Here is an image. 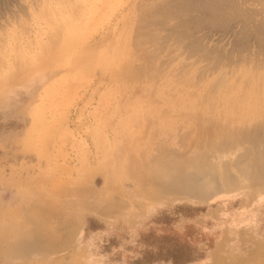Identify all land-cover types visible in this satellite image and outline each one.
<instances>
[{
	"label": "rangeland",
	"instance_id": "obj_1",
	"mask_svg": "<svg viewBox=\"0 0 264 264\" xmlns=\"http://www.w3.org/2000/svg\"><path fill=\"white\" fill-rule=\"evenodd\" d=\"M263 150L264 0H0V264H264Z\"/></svg>",
	"mask_w": 264,
	"mask_h": 264
},
{
	"label": "bare ground",
	"instance_id": "obj_2",
	"mask_svg": "<svg viewBox=\"0 0 264 264\" xmlns=\"http://www.w3.org/2000/svg\"><path fill=\"white\" fill-rule=\"evenodd\" d=\"M219 1V0H218ZM224 1H226V0H223V2ZM228 1V0H227ZM233 2V1H232ZM226 3V2H225ZM234 4V3H233ZM221 5H224V3L222 4H220V2L219 3H216L215 4V7L217 8V10H219V11H221L220 13H224V11H223V9L222 10H220L221 8H224L225 7V9H226V7L227 6H224V7H222ZM231 5V4H230ZM221 7V8H220ZM215 8V9H216ZM218 8H220V9H218ZM212 11H213V9H212ZM223 11V12H222ZM228 11V10H227ZM222 15H224V17H225V14H222ZM263 122V121H262ZM213 126V125H212ZM232 130H228L226 133H225V131L223 130V132L225 133H221V134H223L222 136L223 137H226V136H228V138L229 137H231V132ZM253 131V130H252ZM234 132H236V131H234ZM237 132H239V131H237ZM244 131H242V133H243ZM247 132L248 131H246L245 133L247 134ZM250 133H251V131H250ZM245 134V135H246ZM233 135H234V133H233ZM248 135V134H247ZM246 135V136H247ZM250 135V134H249ZM252 135V134H251ZM248 137V136H247ZM250 137V136H249ZM256 137V136H255ZM255 137H250L251 139H255ZM232 138H234V137H232ZM237 138V137H236ZM260 138V137H259ZM250 140V139H249ZM248 140V141H249ZM263 140V139H262ZM229 141V140H228ZM227 141V142H228ZM230 141H232V140H230ZM236 141V140H235ZM252 141H254V140H252ZM230 143V142H229ZM254 143H255V141H254ZM224 146V145H223ZM228 146V145H227ZM221 147V146H220ZM225 147H226V145H225ZM258 148V147H257ZM263 149V148H262ZM251 151V150H250ZM223 152V151H222ZM263 152H264V150H263ZM261 153L260 154V156H259V158L257 159V164H256V166H257V168L258 169H260V168H263L264 167V153ZM204 153H205V151H204ZM251 153V152H250ZM247 154V153H246ZM199 155V154H198ZM200 155H202V154H200ZM204 155V154H203ZM259 155V154H258ZM247 156V155H246ZM257 156V155H256ZM198 157V156H197ZM249 158V157H248ZM195 160V159H194ZM247 161V160H246ZM201 162H202V164L203 163H207V160H206V162H204V161H200L199 160V162L197 161H194V162H189V164H188V168H189V170H190V172L189 173H186V174H184L183 173V171H185V170H183L182 171V169H180V168H182V167H179V166H175L174 164H172L171 162H169L168 161V157L166 158V155H162V159H160V163H159V165H160V168H161V173H160V176L163 178V176L167 173V172H169V173H173L174 175H173V177H172V179L170 180V181H162L161 180V182L160 183H163V184H165V187H169V188H171V187H173V188H175V187H178V188H180L181 190H183L184 192L186 191L187 193H190V194H199V197L201 196V194L200 193H203V192H201V191H203V190H206L207 188H211L212 187V184L213 183H215L214 182V180H211L212 179V177L214 176L212 173H216V167H213L212 165L214 164H212V165H208V166H205V164H201ZM211 162V161H210ZM209 162V164H211ZM225 162V161H224ZM249 162V161H248ZM163 163V164H162ZM244 163V162H243ZM208 164V163H207ZM206 164V165H207ZM217 164V163H216ZM225 165V164H224ZM205 166V167H204ZM214 166H216V165H214ZM228 167V166H227ZM185 168V167H184ZM215 168V169H214ZM231 168V167H230ZM247 168H249V170H250V168L252 169L253 167H249V165H248V167ZM215 170V172H212V171H214ZM226 170V169H225ZM224 169H223V171H225ZM253 170L254 169H252V170H250V171H252L253 172ZM255 170H256V168H255ZM237 171V170H236ZM240 171V170H239ZM257 171V170H256ZM233 172L235 173V170H233ZM238 172V171H237ZM241 172V171H240ZM247 172H249L248 170L246 171H244V173H247ZM226 173V172H225ZM233 173V174H234ZM242 174V173H241ZM241 174H239V175H241ZM224 175V174H223ZM211 176V177H210ZM225 176V178H227L226 177V174L224 175ZM235 176H237V175H234V177ZM244 176V175H243ZM215 177V176H214ZM231 177V176H230ZM238 177V176H237ZM247 177V176H246ZM211 178V179H210ZM224 177H223V179H225ZM215 179V178H214ZM235 179V178H234ZM228 180V179H227ZM253 180V179H252ZM210 182H213V183H210ZM232 182H233V180H232ZM237 182H238V180H237ZM170 184V185H169ZM211 184V185H210ZM210 185V186H209ZM214 185V184H213ZM216 185V184H215ZM224 185H227V184H224ZM229 185V184H228ZM226 187H228V186H226ZM230 188V187H229ZM212 189V188H211ZM233 189V188H232ZM231 189V190H232ZM209 189H207L206 191H208ZM210 191V190H209ZM185 192V193H186ZM199 192V193H198ZM204 194H205V192H204ZM203 194V195H204ZM206 194H207V192H206ZM198 196V195H197ZM199 197H196V198H199ZM54 211V210H53ZM59 211V210H58ZM4 227V226H3ZM0 230H2V231H5L3 228L1 229V227H0ZM1 232V231H0ZM6 232V231H5ZM8 232H10L9 230H8ZM0 235H1V233H0ZM3 235V234H2ZM1 235V236H2ZM10 236V235H9ZM3 237H4V239H6L5 237H7L5 234L3 235ZM1 238V237H0ZM39 238V237H38ZM3 239V238H2ZM3 239V240H4ZM2 240V241H3ZM0 242H1V240H0ZM17 247V245H13V247ZM8 249H9V247H8ZM17 249V248H16ZM9 250H11V249H9ZM19 250V249H18ZM18 252H20V253H23V251L21 252V251H18ZM12 253H14L13 252V250H12ZM20 253H17V254H20ZM16 255V254H15Z\"/></svg>",
	"mask_w": 264,
	"mask_h": 264
}]
</instances>
